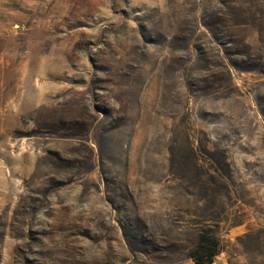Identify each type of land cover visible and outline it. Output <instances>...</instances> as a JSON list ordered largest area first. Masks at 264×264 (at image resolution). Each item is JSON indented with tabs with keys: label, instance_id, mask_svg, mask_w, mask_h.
Instances as JSON below:
<instances>
[{
	"label": "rangeland",
	"instance_id": "1",
	"mask_svg": "<svg viewBox=\"0 0 264 264\" xmlns=\"http://www.w3.org/2000/svg\"><path fill=\"white\" fill-rule=\"evenodd\" d=\"M264 0H0V264H264V68L221 30ZM209 29L218 40L211 37ZM248 51V49H247Z\"/></svg>",
	"mask_w": 264,
	"mask_h": 264
},
{
	"label": "trees",
	"instance_id": "2",
	"mask_svg": "<svg viewBox=\"0 0 264 264\" xmlns=\"http://www.w3.org/2000/svg\"><path fill=\"white\" fill-rule=\"evenodd\" d=\"M221 30H234L232 34L235 38L239 37L245 29H251L256 34H264V8L258 13L245 14V7H241L240 4H236L231 10L225 13V17L221 18ZM211 37L214 40H218V36L214 31L209 29ZM243 37H240V43L237 45L241 46L233 54L236 56H243L245 59L236 61L227 57L231 53H225L227 64L235 70L250 72L252 70H258L262 72L264 68L263 64L251 62L252 54H249L250 50H253L250 44L243 41ZM248 49V51H247ZM217 252V241L212 237L201 236L198 242L194 243L193 247L189 251V257L193 264H211L213 257Z\"/></svg>",
	"mask_w": 264,
	"mask_h": 264
}]
</instances>
